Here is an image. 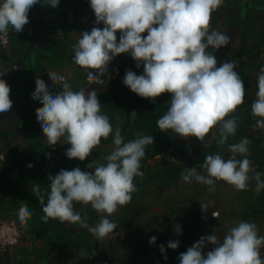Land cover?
Masks as SVG:
<instances>
[{"label":"clouds","instance_id":"obj_1","mask_svg":"<svg viewBox=\"0 0 264 264\" xmlns=\"http://www.w3.org/2000/svg\"><path fill=\"white\" fill-rule=\"evenodd\" d=\"M38 3L53 8L59 6V0H0V34L6 35L9 27L22 32L29 23V11ZM222 4L223 0H90L97 26L79 34L77 43L71 45L72 60L82 68L95 70L89 75H94L96 83L102 85L109 63L116 56L129 53L136 68L143 65V73L137 75L127 69L123 79L125 86L153 102L164 93L171 94L167 111L157 120L160 131L171 130L179 137H195L202 142L218 126V133L213 132L212 139L224 145L236 134L239 118L233 113L244 103L245 84L236 71L237 61H224L217 67V58L212 54L231 41L228 34L210 30L212 14ZM100 24L104 25L102 29L98 27ZM145 32L147 35L143 36ZM209 48L214 51H208ZM48 75L53 85L60 84L62 90L51 92L45 81L37 77L31 96L42 104L36 109V119L50 146L61 141L69 144L66 157L84 161L100 145L101 138L108 139L112 135L113 139L111 150L104 157L106 163L95 167L89 163L87 168L92 171L76 167L61 169L54 176L49 173L47 192L34 186L33 193L44 213L41 219L44 223L53 219L79 224L103 240L118 227L109 217L119 206L132 201V194L137 191L134 178H143L141 161L154 138L136 133L135 139L125 142L120 127L113 128L109 117L102 113L95 90L74 91L64 76ZM257 87L251 114L259 119L253 127L264 129V66L257 76ZM10 91L6 81L0 79V113L12 108ZM251 143L244 137L228 144L231 153L228 159L218 153L207 155L202 164L181 173L183 181L206 185L209 191L215 190L216 181H224L244 191L254 179L259 192L264 189V173L257 171L248 158ZM198 168L207 174H201ZM74 202L90 204L101 214L99 222L90 226L87 216L82 217L74 210ZM208 207L201 204L202 210ZM17 215L21 225L26 226L32 217L26 202ZM212 215L219 217L218 212ZM175 232L182 234L179 224L175 225ZM156 239L152 236L149 243L155 244ZM179 243L170 240L167 248L175 250ZM208 244L215 247L205 254ZM262 245L264 236L258 235L257 225L240 221L222 239L214 232L201 236L180 253L179 260L180 264H264ZM160 252L165 253L164 245H160Z\"/></svg>","mask_w":264,"mask_h":264},{"label":"crops","instance_id":"obj_2","mask_svg":"<svg viewBox=\"0 0 264 264\" xmlns=\"http://www.w3.org/2000/svg\"><path fill=\"white\" fill-rule=\"evenodd\" d=\"M28 16L29 23L22 32L9 27L10 43H0V79L10 86L13 102L9 112L0 113V123L24 125L13 136L5 134L0 143V214L15 218L22 232L19 243L0 255V264H97L96 260L91 261L90 239L84 228L53 219L44 223L41 219L44 213L33 193L34 186L47 192L48 174L54 176L61 169L70 170L72 163L65 155L69 144L61 141L50 146L47 143L36 119V109L42 104L32 99L31 94L37 77L45 81L51 92L62 90L60 84L53 85L48 73L62 75L74 91L95 90L102 113L111 123H117L122 101L126 99L123 93L128 88L123 83L125 72L131 69L140 75L143 65L136 68L129 53L120 54L109 63L101 85L96 83L95 76L92 80L88 78V73L95 70L73 62L71 45L77 43L81 32L97 26L90 0H59L55 8L38 3ZM98 27L102 29L104 25ZM213 29L228 34L231 41L219 50L209 48L208 51H214L217 67L224 61H237L236 71L245 84L247 100L244 103L250 106L251 95L258 91L257 76L264 66V0H223L212 14L210 30ZM116 35L119 41L120 33ZM131 108L128 107V114ZM257 119L254 118V123ZM250 134L258 141L259 149L264 150V129L253 127ZM29 172L36 174L29 176ZM25 202L32 212L26 226L21 225L17 215ZM245 216L247 222L254 223L252 216ZM257 229L258 235L264 236V228L258 225ZM260 251L264 258V245Z\"/></svg>","mask_w":264,"mask_h":264},{"label":"rangeland","instance_id":"obj_3","mask_svg":"<svg viewBox=\"0 0 264 264\" xmlns=\"http://www.w3.org/2000/svg\"><path fill=\"white\" fill-rule=\"evenodd\" d=\"M123 96L126 99L122 101L120 121L112 123L113 128L120 127L125 142L135 139L136 133H142L152 135L154 143L145 149L146 155L141 161L140 169L144 176L134 178L137 191L132 194V201L119 206L109 217L118 227L103 240L84 228L90 239L91 261L96 260L97 264H180V253L185 252L201 236L214 232L222 239L226 228L246 221V214L254 218L253 222L257 227L260 225L264 228V189L257 192L254 179L249 181L248 188L244 191H238L224 181H216L215 190L209 191L208 186L195 181L186 183L181 177L186 168L202 164L207 155L218 153L228 159L231 155L228 144L237 143L244 137L252 141L248 158L253 161L257 171L264 173V150L259 149L258 141L250 134L255 118L251 114V104L256 95H251L250 106L243 103L233 113L239 118V125L236 134L229 137L224 145H219L212 139V133H218V126L202 142L195 137H179L171 130L160 131L157 120L169 107L170 93L162 94L155 102L138 97L128 88ZM129 106H132V110L128 114ZM23 126L0 123V143L5 134L13 136ZM25 126L28 128V125ZM112 139V135L108 139L101 138L100 145L84 161L69 159L72 163L70 170L79 167L82 171H92L87 168L89 163L94 167L106 163L104 157L111 150ZM197 171L207 174L202 168ZM35 174L27 173L29 176ZM201 204H208V209L202 210ZM74 210L82 217L87 216L90 226L99 222L101 214L90 204L74 202ZM217 212L218 218L212 215ZM176 224L181 226L180 235L175 232ZM152 236L157 238L155 244L149 243ZM170 240L180 242L177 249L167 248ZM160 245L165 246L164 254L160 252ZM213 247L215 246L208 244L204 253ZM165 255L167 259L164 258Z\"/></svg>","mask_w":264,"mask_h":264},{"label":"built area","instance_id":"obj_4","mask_svg":"<svg viewBox=\"0 0 264 264\" xmlns=\"http://www.w3.org/2000/svg\"><path fill=\"white\" fill-rule=\"evenodd\" d=\"M146 36V35H143ZM11 41L10 32L5 34H0V43L2 45H8ZM90 71L89 73H91ZM88 73V78L92 80L93 76H90ZM0 157H2L0 155ZM22 237V232L19 226L18 221L13 217H3L0 214V255L7 251L12 246H15L19 243Z\"/></svg>","mask_w":264,"mask_h":264}]
</instances>
